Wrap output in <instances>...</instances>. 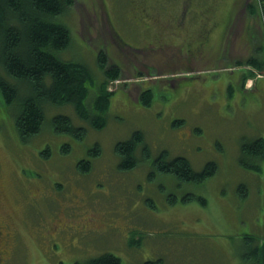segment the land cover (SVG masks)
<instances>
[{
	"label": "rangeland",
	"instance_id": "rangeland-1",
	"mask_svg": "<svg viewBox=\"0 0 264 264\" xmlns=\"http://www.w3.org/2000/svg\"><path fill=\"white\" fill-rule=\"evenodd\" d=\"M217 1L75 0L63 17L73 38L63 57L89 73L88 112L101 88L110 104L99 126L93 112L47 104L42 132L24 144L0 92V223L10 234L2 264H76L105 253L121 264H264L263 244L259 256L244 247L253 230L264 234V157L257 173L242 153L264 142V0ZM220 7L242 11L225 43ZM116 67L120 76L109 78ZM59 114L84 130L81 141L55 131ZM136 131L150 157L140 146L138 166L122 171L116 144ZM162 153L219 170L180 183L153 166ZM83 160L92 169L82 174ZM187 193L207 204L171 203Z\"/></svg>",
	"mask_w": 264,
	"mask_h": 264
},
{
	"label": "trees",
	"instance_id": "trees-1",
	"mask_svg": "<svg viewBox=\"0 0 264 264\" xmlns=\"http://www.w3.org/2000/svg\"><path fill=\"white\" fill-rule=\"evenodd\" d=\"M74 3L75 0H0V92L11 116L16 118L15 128L24 144L42 132L46 123L47 104L58 106L67 102L76 106L80 113L85 110L88 112L84 81L89 73L82 63L63 57L64 52L65 57L69 55L73 42L71 28L64 23L63 17ZM98 59L100 67L104 69L108 64L106 54L101 52ZM120 73L121 70L116 67L108 71L107 76L116 79ZM98 92L94 102L96 109L88 112L96 115L92 121L95 126H99L95 122L97 115L99 118L110 104V94L103 88ZM141 102L144 106L149 104L145 98ZM51 121L57 133L72 135L79 141L84 138V130L75 127L68 116L59 114ZM144 136L141 131H136L130 139L116 144V152L122 159L119 165L122 171L127 172L138 166V147L143 146L144 156L150 157L149 147L144 145ZM70 148L65 145L62 150L69 152ZM242 153L252 160L247 168L255 169L258 173L264 157V142L257 139L246 144ZM218 165L215 161L210 162L202 171H196L186 157L169 160L164 153L153 163L158 172L174 175L180 183L192 184L204 183L214 177L219 170ZM91 169L92 162L89 160L78 163V170L82 174ZM175 199L177 197L172 195L171 203H191L199 199L203 205L207 204L206 198L188 193L183 199ZM253 232L260 233L258 230ZM254 234L246 239L244 247L249 249L252 246L253 255L259 256V247L264 245V234ZM76 264H121V258L105 253ZM144 264H164V260L147 261Z\"/></svg>",
	"mask_w": 264,
	"mask_h": 264
},
{
	"label": "crops",
	"instance_id": "crops-1",
	"mask_svg": "<svg viewBox=\"0 0 264 264\" xmlns=\"http://www.w3.org/2000/svg\"><path fill=\"white\" fill-rule=\"evenodd\" d=\"M216 2H218V1L216 0ZM218 10L219 11L217 12V14L214 15V18L221 21L223 24L226 25V27L224 29L225 33L222 37V40H224V43H225V41L229 38V34H230L229 32L233 28V24L236 22V18L240 14H242V11L231 12L227 8H224V10H223L221 7ZM202 18H203V15H202ZM208 18L209 17H207V19Z\"/></svg>",
	"mask_w": 264,
	"mask_h": 264
},
{
	"label": "flooded vegetation",
	"instance_id": "flooded-vegetation-1",
	"mask_svg": "<svg viewBox=\"0 0 264 264\" xmlns=\"http://www.w3.org/2000/svg\"><path fill=\"white\" fill-rule=\"evenodd\" d=\"M247 3H249L250 0H245ZM183 11V10H181ZM113 35H116L115 32L113 31ZM143 53V51H142ZM148 148V147H147ZM35 192V191H34ZM3 190L0 188V206L3 205V196H2ZM5 224L0 223V264H2L5 259V248H8L9 245V232L5 233ZM8 252V250H7Z\"/></svg>",
	"mask_w": 264,
	"mask_h": 264
},
{
	"label": "bare ground",
	"instance_id": "bare-ground-1",
	"mask_svg": "<svg viewBox=\"0 0 264 264\" xmlns=\"http://www.w3.org/2000/svg\"><path fill=\"white\" fill-rule=\"evenodd\" d=\"M258 164V163H257Z\"/></svg>",
	"mask_w": 264,
	"mask_h": 264
}]
</instances>
